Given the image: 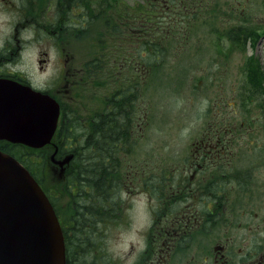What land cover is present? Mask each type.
I'll return each mask as SVG.
<instances>
[{
    "label": "flooded vegetation",
    "instance_id": "af4514ba",
    "mask_svg": "<svg viewBox=\"0 0 264 264\" xmlns=\"http://www.w3.org/2000/svg\"><path fill=\"white\" fill-rule=\"evenodd\" d=\"M93 8L92 0H0V80L31 86L59 101L62 115L54 162L60 174L64 175L65 185V174L76 175L77 172L73 148L80 138L73 137L74 128L66 119L68 110L65 102L72 97L78 78L84 79L95 95L87 78L91 72L93 79L101 80L110 71L116 70L118 75H124L128 70L131 75L124 77V81L133 87L136 79L139 82L145 79L155 66L162 65L158 69L162 76L171 70L168 62L170 43L156 42L151 27L153 16H157L155 11L150 12L148 31L139 33L134 43L125 42L123 16L118 20L119 32L115 42L112 41L114 33L110 23L99 62L89 68L83 69L85 64L77 68L73 47L91 36ZM146 26L145 20L141 23V30L145 31ZM31 54L34 59L30 58ZM32 65H35L34 70ZM249 83L255 89L253 83ZM123 97L124 93L119 95V102ZM110 101L113 102L112 99ZM122 107L119 105V111L111 107L104 110L90 107L94 111L91 118L95 120L92 129L86 127L91 129L89 132L84 129L83 137L87 143L88 160L91 162L94 155L98 158L102 182L95 187L86 184L83 207L87 210L80 215L81 218L78 219L73 209L70 221L72 231H66L68 264H117L118 259L119 264H124L130 254L118 256L116 251L105 249L104 243L124 227L133 226L128 212L135 208L142 195L147 199L151 214L141 253L146 256L149 242L154 247L152 257L147 258L144 264H264V221L246 228L241 223L236 226L233 220L228 219L233 192L240 191L243 195L254 197L256 186L264 183V180L252 182L253 176L264 167V156L261 155L262 160L257 167L245 174L250 182L243 184L233 176L228 165L235 161V157L232 159L230 153H225L226 131L214 130L211 138H201L191 144L197 160L195 164L185 166V174L180 180L166 173L162 178L163 186H159L156 180H151L149 186H141L142 175L135 166V159L126 171L124 168L119 170L117 166L118 151L124 157H133L140 141L136 139L132 142L130 137V132L135 129L133 123H141L139 115L129 118ZM89 123L90 119H87L86 126ZM68 125L69 130L65 134ZM60 133L62 141L58 143ZM0 148L8 153L20 149L5 142H0ZM192 168L195 170L189 175L188 171ZM214 173L224 176L220 183L209 186L200 197L191 196L174 203L173 198L181 185L189 180L211 181L208 176ZM116 177L120 179L115 180ZM124 179L128 180L129 186H122ZM64 191L69 193V198L81 199L76 182L58 190L55 198L62 220L60 205L64 202ZM83 207L81 210L85 209ZM190 221V226H187ZM200 222L205 230L198 232ZM209 227H213L214 243L209 239ZM192 231L195 232L193 235ZM195 241L200 244L196 245ZM194 251L198 253V258L193 255Z\"/></svg>",
    "mask_w": 264,
    "mask_h": 264
},
{
    "label": "rangeland",
    "instance_id": "374dc122",
    "mask_svg": "<svg viewBox=\"0 0 264 264\" xmlns=\"http://www.w3.org/2000/svg\"><path fill=\"white\" fill-rule=\"evenodd\" d=\"M95 1L98 3L101 0ZM150 1L153 8L158 4L157 10L161 13L157 15L156 21V15L152 18L155 41L162 44L168 42L171 46L168 58L170 72L162 76L158 72L162 65L155 66L145 79L142 78L140 82L136 79L133 87L124 81V77L131 75L128 70L124 75H118L116 70L110 71L101 80L93 79L91 72L87 78L95 95L87 87L86 81L78 78L72 97L65 102L68 110L66 119L76 130L73 137L78 138L84 129L86 133L92 129L95 119L91 118L94 111L90 107H99L101 110L111 107L119 111V105L123 106L129 118L140 117V125L133 123L135 129L130 132L132 142L136 139L140 141L133 157H124L118 151L117 166L119 170L124 168L126 171L135 159V166L142 175L141 186H149L151 180L163 186L164 174L180 180L185 174V166L195 164L197 159L191 146L193 142L211 138L214 130H222V133L226 131L223 145L225 153H230L232 159L235 157V161L228 163L233 176L243 184L250 182L245 174L257 167L262 160L261 155L264 156V93L251 88L246 78L245 63L248 56L253 55L264 67V0H160L161 3L156 0H107L101 13L96 11L94 14V22L99 20L101 25L98 23L94 26L91 36L73 47L77 68L99 57L106 23L110 21L112 26L117 27L116 18L123 6L125 31L132 35L139 28L138 17L149 12ZM243 22L260 27V36L252 49L248 46L245 49L237 48L228 39L227 32ZM30 58L34 59V55L31 54ZM34 68L35 65H32ZM250 72L260 74L258 67L251 68ZM122 93L124 97L119 102L118 97ZM87 119H90V123L86 126ZM68 130L69 125L65 134ZM60 141L61 133L58 143ZM124 148H127V142ZM86 149L87 143L83 137L74 150L76 159ZM108 149L109 154L110 147ZM37 154L47 158L45 186L55 197L57 190L65 187L64 175L52 162L53 149L47 148ZM31 162L33 170L37 172L38 167L34 161ZM194 170L192 168L188 174ZM208 178L211 181L199 179L185 182L174 196V203L191 196H202L209 186L220 183L224 176L214 173ZM259 180H264V167L253 176L252 182L257 183ZM123 181L122 186H129L127 179ZM256 189L254 197L243 195L240 191L231 195L228 219L233 220L234 225L241 223L243 227L250 228L264 221V183L258 184ZM63 200L60 205L62 221L71 232L70 221L75 206L68 210L72 198L63 195ZM84 201L83 195L81 202ZM84 208L77 212L78 219L79 214H85L87 207ZM128 213L133 219V226L124 227L120 233L107 238L104 248L116 251L118 256L130 254L124 264H144L154 253L151 242L146 256L141 253L151 214L146 197L142 195L136 201L135 208ZM200 221H203L202 217ZM190 224L191 221L187 226ZM212 229L209 227L208 233L210 242L214 243ZM203 230L205 226L200 222L198 232ZM195 244L200 242L195 241ZM193 255L199 257L196 251ZM116 262L119 264L120 259Z\"/></svg>",
    "mask_w": 264,
    "mask_h": 264
},
{
    "label": "water",
    "instance_id": "95a60500",
    "mask_svg": "<svg viewBox=\"0 0 264 264\" xmlns=\"http://www.w3.org/2000/svg\"><path fill=\"white\" fill-rule=\"evenodd\" d=\"M59 106L15 83H0V138L42 147L50 141ZM0 264H66L54 207L34 177L0 152Z\"/></svg>",
    "mask_w": 264,
    "mask_h": 264
},
{
    "label": "trees",
    "instance_id": "16d2710c",
    "mask_svg": "<svg viewBox=\"0 0 264 264\" xmlns=\"http://www.w3.org/2000/svg\"><path fill=\"white\" fill-rule=\"evenodd\" d=\"M251 26L247 25L246 22L240 23L236 26H234L228 36L230 39H234V41L237 44H242L241 46H243L244 48L246 47V45L248 43H252L253 47L256 43V39H257V33L256 31H254L253 29L250 28ZM236 37V39H235ZM251 63L253 65V67H258V70H260V75L261 77L264 78L263 76V72L261 71L262 66L260 67V63L258 62V59L255 57H252ZM257 81L258 85L260 88H264L263 83L264 80H260L258 74H254V80L253 82ZM88 149V148H87ZM86 149V152H88V150ZM83 153L80 155L78 163L79 167H76V175L74 174H69V178L70 176L73 177L74 179L72 180V183L74 184L76 182V185L80 188V189H84L86 184L90 185V186H96V184L101 185L102 179H100V174L99 172L100 167L99 164L96 163V161L98 160V158L94 157L92 158L91 162L88 160L87 156L88 154ZM42 163L41 164H37V166L40 168V174L41 176H39V180H42L44 182V177H43V172H44V168H45V160L47 159L46 156L42 157ZM30 160V159H28ZM26 164V161H25ZM81 164V165H80ZM89 173V175H88ZM90 175L92 177H90ZM83 207V206H82ZM84 208V207H83ZM83 259V257H82Z\"/></svg>",
    "mask_w": 264,
    "mask_h": 264
}]
</instances>
